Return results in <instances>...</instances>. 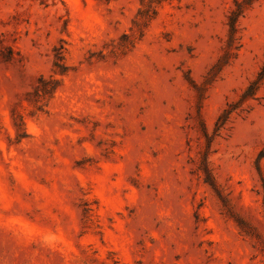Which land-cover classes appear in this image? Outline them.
Returning <instances> with one entry per match:
<instances>
[{"label":"rangeland","instance_id":"374dc122","mask_svg":"<svg viewBox=\"0 0 264 264\" xmlns=\"http://www.w3.org/2000/svg\"><path fill=\"white\" fill-rule=\"evenodd\" d=\"M234 7L0 0V264H264V99L217 129L264 63L257 0L212 71Z\"/></svg>","mask_w":264,"mask_h":264},{"label":"trees","instance_id":"16d2710c","mask_svg":"<svg viewBox=\"0 0 264 264\" xmlns=\"http://www.w3.org/2000/svg\"><path fill=\"white\" fill-rule=\"evenodd\" d=\"M173 0H141L142 8L139 9L137 19L134 24L138 26L147 27L149 23L157 16L158 8L164 3ZM257 0H235V7L231 9L228 15L227 25L229 27V37L227 47L225 48L224 55L218 60L212 71H218L225 66L229 59L234 55V51L239 48V36H238V22L244 15L245 11L253 5ZM42 78L40 83H44ZM264 90V63L261 66L259 72L252 79L247 87L240 94L239 98L234 103H229L223 110L217 123V129L225 127L231 120L234 113H244L251 107L252 102L261 103L264 99L262 92Z\"/></svg>","mask_w":264,"mask_h":264}]
</instances>
